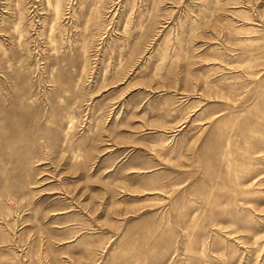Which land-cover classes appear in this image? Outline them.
I'll list each match as a JSON object with an SVG mask.
<instances>
[{"label": "rangeland", "instance_id": "obj_1", "mask_svg": "<svg viewBox=\"0 0 264 264\" xmlns=\"http://www.w3.org/2000/svg\"><path fill=\"white\" fill-rule=\"evenodd\" d=\"M0 264H264V0H0Z\"/></svg>", "mask_w": 264, "mask_h": 264}]
</instances>
